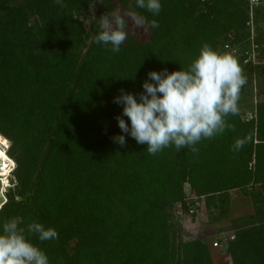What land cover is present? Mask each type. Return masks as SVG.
Listing matches in <instances>:
<instances>
[{
  "label": "trees",
  "instance_id": "obj_1",
  "mask_svg": "<svg viewBox=\"0 0 264 264\" xmlns=\"http://www.w3.org/2000/svg\"><path fill=\"white\" fill-rule=\"evenodd\" d=\"M91 1L0 0V140L17 161L19 135L25 155L21 176L17 164L11 170L25 193L15 202L3 188L0 233L13 218L20 227L55 229L57 239L28 236L49 264H213L205 240H182L175 231L174 205L185 200V183L208 203L239 188L254 211L234 219L227 252L232 264H264V100L248 118L239 111L225 117L232 127L202 139L197 151L170 146L155 155L122 133L116 117L123 106L113 102L121 89L143 92L149 71L187 70L204 44L217 53L225 42L249 44L248 0H160L158 15L135 0H102L87 31L81 17ZM253 8L264 23V2ZM117 10L159 26L143 39L128 32L113 53L95 36L100 16ZM255 30L264 59V29L256 23ZM242 70L240 92L264 75V63ZM238 139L246 143L234 150Z\"/></svg>",
  "mask_w": 264,
  "mask_h": 264
},
{
  "label": "clouds",
  "instance_id": "obj_2",
  "mask_svg": "<svg viewBox=\"0 0 264 264\" xmlns=\"http://www.w3.org/2000/svg\"><path fill=\"white\" fill-rule=\"evenodd\" d=\"M65 7L63 0H55ZM136 7L153 15L161 10L160 0H135ZM129 22L136 28L158 27L156 20L132 10L124 14H102L100 32L95 42L110 45V51L118 53L127 40ZM246 77L237 59L232 55H220L204 44L199 56L187 70L169 72L149 71L142 83L143 92L133 94L120 90L113 100L123 106L122 115L116 117L122 133L130 135L138 144L147 145L149 155L175 146L177 151L188 148L197 151L195 145L204 138H212L232 127L225 119L238 113V99ZM138 97V98H137ZM128 117L130 126L123 117ZM113 140L125 146V136ZM246 139H238L234 150H239ZM22 220L13 218L3 225L0 233V264H49L46 253L34 245L28 236L37 234L40 241L58 238L53 228L31 222L20 227Z\"/></svg>",
  "mask_w": 264,
  "mask_h": 264
},
{
  "label": "rangeland",
  "instance_id": "obj_3",
  "mask_svg": "<svg viewBox=\"0 0 264 264\" xmlns=\"http://www.w3.org/2000/svg\"><path fill=\"white\" fill-rule=\"evenodd\" d=\"M101 2L102 0H92L86 11L88 14L87 17H81L87 31H89L91 18H94L100 9ZM255 9L256 8H253L252 17H250L251 15L249 11V17L247 21L248 29L252 27L254 32L256 31V23L262 27V29H264V23L261 21L262 17L258 16L257 20ZM117 11L121 14L126 13L120 10ZM126 30L127 32L136 34L139 39H143L146 36V31L144 28H136L131 24V22H129V27ZM257 79L256 84H252L253 87L251 86L249 88H245V90L240 92L239 95V112L242 116L247 118L250 117V115H254L257 102L264 100V75L257 77ZM17 139L14 137L13 140L17 161H14L7 154L9 158L13 160L12 164L10 162L7 164L11 169H13L15 164H17L19 175L21 176V173L24 172L25 167V155L23 144L19 135L17 136ZM5 140L10 142L7 138H5ZM1 142L0 148L5 151L7 149V145ZM1 168L2 165H0V172H2ZM0 177H3V175H0ZM22 183L23 178L16 180L14 178V173L10 172V174L6 175V177L0 181V203L6 200L7 195L4 189L7 187L10 188L9 192H12L13 201L19 202L25 193ZM188 191H190L189 184L185 183L184 192L187 194ZM224 195L225 196L222 195L212 198L209 203V200L201 197V205L194 215L189 216L187 214H177V217H174V223L176 227L175 231L177 230L182 240L202 239L206 241L211 252L213 264H232L226 248V242L229 239H232L235 234L234 229H232V223L234 219L251 214L254 211L253 198L245 194L242 189H231ZM259 198H264V191H262V196ZM174 209L176 210V204L174 205ZM216 240L220 242L218 247L212 246V243Z\"/></svg>",
  "mask_w": 264,
  "mask_h": 264
},
{
  "label": "built area",
  "instance_id": "obj_4",
  "mask_svg": "<svg viewBox=\"0 0 264 264\" xmlns=\"http://www.w3.org/2000/svg\"><path fill=\"white\" fill-rule=\"evenodd\" d=\"M264 0H248L249 7H250V17H252V7L256 4L262 3ZM250 43L244 44L243 42H237V43H229L225 42L219 51L218 54L220 55H232L235 57L240 65L241 68H243L245 65H248L249 63H252L254 65H260L264 63V59L261 55V46L254 43L252 38L254 36L253 28L250 27ZM201 199V198H200ZM195 199L190 192L186 194L185 200L182 202H178L176 204V213L178 215H194L197 209L201 205V200ZM219 241H214L212 243V246L218 247Z\"/></svg>",
  "mask_w": 264,
  "mask_h": 264
},
{
  "label": "bare ground",
  "instance_id": "obj_5",
  "mask_svg": "<svg viewBox=\"0 0 264 264\" xmlns=\"http://www.w3.org/2000/svg\"><path fill=\"white\" fill-rule=\"evenodd\" d=\"M0 152L3 153V155L0 156V165H2V168H1L2 172H0V175H3V177H0V181H1L4 177H6V175L10 174L12 169L9 167L7 163L10 162L12 164L13 160L9 158V156L5 153L3 149L0 148Z\"/></svg>",
  "mask_w": 264,
  "mask_h": 264
},
{
  "label": "snow or ice",
  "instance_id": "obj_6",
  "mask_svg": "<svg viewBox=\"0 0 264 264\" xmlns=\"http://www.w3.org/2000/svg\"><path fill=\"white\" fill-rule=\"evenodd\" d=\"M4 143H6V142H4ZM3 155V153L2 152H0V156H2Z\"/></svg>",
  "mask_w": 264,
  "mask_h": 264
}]
</instances>
